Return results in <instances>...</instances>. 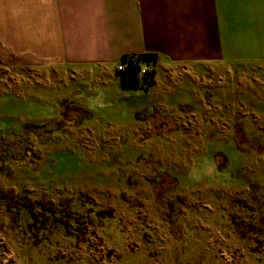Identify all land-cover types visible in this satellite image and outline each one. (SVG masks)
I'll use <instances>...</instances> for the list:
<instances>
[{
    "label": "rangeland",
    "instance_id": "374dc122",
    "mask_svg": "<svg viewBox=\"0 0 264 264\" xmlns=\"http://www.w3.org/2000/svg\"><path fill=\"white\" fill-rule=\"evenodd\" d=\"M67 75L0 72V264L250 256L247 238L227 240L223 228L240 221L233 194L251 193L235 202L264 214V73L217 88L190 73L137 102ZM247 220L235 224L240 237L253 231Z\"/></svg>",
    "mask_w": 264,
    "mask_h": 264
},
{
    "label": "crops",
    "instance_id": "0c3cea01",
    "mask_svg": "<svg viewBox=\"0 0 264 264\" xmlns=\"http://www.w3.org/2000/svg\"><path fill=\"white\" fill-rule=\"evenodd\" d=\"M145 54L156 56L154 83L147 90L124 87L117 65ZM0 60L3 73L14 67L64 72L71 82L81 77L88 85L134 91L135 102L144 97L140 91L175 86L190 73L201 87L217 88L264 73V0H0ZM247 195H231L240 221H225L223 230L227 240L247 238L252 248L245 260L231 254L240 258L233 264H264L254 250L264 249V214L235 202ZM247 218L253 231L240 237L235 224Z\"/></svg>",
    "mask_w": 264,
    "mask_h": 264
},
{
    "label": "built area",
    "instance_id": "2783aa9c",
    "mask_svg": "<svg viewBox=\"0 0 264 264\" xmlns=\"http://www.w3.org/2000/svg\"><path fill=\"white\" fill-rule=\"evenodd\" d=\"M152 67V63H137L136 60H133V62L130 63L129 59H127V62H121L117 65L116 71L127 75L133 73L134 77L132 78L136 80L138 86L147 88L150 86V82L153 79L150 74Z\"/></svg>",
    "mask_w": 264,
    "mask_h": 264
},
{
    "label": "trees",
    "instance_id": "16d2710c",
    "mask_svg": "<svg viewBox=\"0 0 264 264\" xmlns=\"http://www.w3.org/2000/svg\"><path fill=\"white\" fill-rule=\"evenodd\" d=\"M127 59H129V62L132 63L133 60H136L137 63H142V62H145V63H152L153 64V67L150 71V74L152 76V80L150 82V86L154 83V77H155V69H154V65L156 63V56L154 54H145V55H142V56H138V57H128V56H125L123 58V60L121 61L122 63L124 62H127ZM120 62V63H121ZM117 72V71H116ZM118 73V72H117ZM122 76V79H123V86L126 87V88H142V89H145L147 90V88H143V87H139L136 80L133 79L132 77L133 76V73L127 75V74H122V73H118Z\"/></svg>",
    "mask_w": 264,
    "mask_h": 264
}]
</instances>
